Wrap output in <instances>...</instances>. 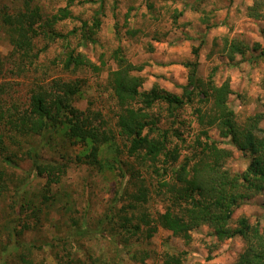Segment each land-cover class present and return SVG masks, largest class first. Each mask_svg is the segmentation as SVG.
<instances>
[{
  "label": "rangeland",
  "instance_id": "374dc122",
  "mask_svg": "<svg viewBox=\"0 0 264 264\" xmlns=\"http://www.w3.org/2000/svg\"><path fill=\"white\" fill-rule=\"evenodd\" d=\"M25 1L0 0V9L22 10ZM254 1L260 7L263 3L262 16L258 19L251 17L247 9ZM68 3L69 0H30L31 6L42 14L41 23ZM68 9V18L53 27L46 26L68 35L66 39L47 42L37 38L29 60L19 55L0 31V111L13 105L26 109L32 89L40 86L48 89L57 79L77 81L81 92L75 97L74 106L88 113H99L100 118L92 122L115 135L113 142L118 151L115 156L125 165V175L116 172L114 178L107 172L101 174L75 159L78 149L73 150L67 142L63 145L57 139L52 149H42V159L63 163L60 155H68L71 161L60 182L47 192L49 199L41 197L45 192V179L41 177L33 178L21 193L17 192V182L30 167L22 151L33 140L13 136L15 132L0 124L3 148L6 154L15 153L13 158L18 160L12 167L0 156V170L11 179L7 184L9 191L0 196V261L4 259L1 264H159L166 253L179 255L183 264H232L244 242L239 238L218 241L209 224L201 223L190 232L187 241L157 227L146 249L148 258L141 253V245H145L140 234L133 235L120 226L123 222L119 223L118 215L124 212L119 208L128 201L116 204L113 200L119 189L132 192L136 189L128 180L132 173L128 170L133 169L134 175L143 178L148 187L147 203L137 206L135 215L144 211L155 218L166 210L168 201L164 195H156L157 179L150 168L140 158L130 156L127 141L117 135L119 107L109 86V75L116 68L112 54L120 49L127 63L135 69L142 68L135 73L143 78L141 90L157 85L181 95L188 72L184 64L195 60L192 52L197 49V76L206 80L212 73L216 85L228 81L231 89L228 103L235 121L242 124L247 117L264 113V56L260 55L264 49V0H71ZM95 19L99 21L97 28ZM90 31L93 42L83 37L84 32L90 35ZM232 40L239 41L246 50L244 55L235 54V61L228 67L223 49ZM71 49L99 70L92 69L90 63H83L76 70H64L62 61ZM159 107L152 109L163 117L159 126L180 131L183 142L171 138L168 144L180 149L179 160L188 155L195 136L205 139L200 136V130H204L220 149L229 152L225 169L233 175L245 170L249 157L220 138L216 127L208 124V116L212 114L208 111L210 105H200L195 99L179 111L175 121L166 118ZM199 107L202 122L194 112ZM10 137L13 142L9 141ZM103 150V157H107V146ZM27 199L40 212L33 214L32 207L22 208ZM240 216L264 228V192L235 208L231 222ZM23 223L29 230L20 235L18 231ZM84 224L95 232L88 229L89 234H77L75 230ZM13 227L15 232L11 233ZM13 246L17 250L12 251Z\"/></svg>",
  "mask_w": 264,
  "mask_h": 264
},
{
  "label": "trees",
  "instance_id": "16d2710c",
  "mask_svg": "<svg viewBox=\"0 0 264 264\" xmlns=\"http://www.w3.org/2000/svg\"><path fill=\"white\" fill-rule=\"evenodd\" d=\"M70 2L71 0L44 23H41L44 20L40 10L31 6L30 0L25 1L22 10L9 12L0 9V31L6 34L15 51L29 60L33 42L37 38L42 37L47 42L66 39L68 35L59 34L52 30V27L70 16L68 9ZM261 7L254 1L247 8L248 13L258 19L262 16ZM46 26L52 27L47 29ZM98 26L99 21L95 19L94 27ZM91 34L93 31H90V35L84 32V39L93 42ZM223 50L227 59L225 64L230 67L232 61H235L234 55H244L246 47L239 41L232 40L226 42ZM192 54L195 60L184 64L188 72L181 95L164 91L157 85H153L149 90H141L143 78L135 73L140 72L142 68L135 69L127 63L120 49L112 54L116 68L110 72L109 86L119 107L116 120L117 135L127 141V153L140 158L156 176L155 194L164 195L168 201L166 210L157 214L155 218L144 211L135 215L137 206L147 203L148 187L143 178L139 179L138 175H134L133 169L128 170L132 172L128 180L136 189L134 192L126 191L125 188L119 189L114 197L113 202L116 204L123 200L128 201L119 208L120 212H124V215H118L119 223L121 220L123 222L120 226L131 231L133 235L140 234L145 245H141L143 247L141 253L148 258L146 249L149 247L150 238L157 232V227L187 241L190 232L201 223L209 224L218 241L239 238L244 242L243 249L232 264H264V228L260 229L258 225L251 224L243 216L231 222L235 208L264 192V113H255L247 117L244 123L238 124L228 103V96L231 94L228 81L216 85L212 73L206 80L198 77L196 74L198 50L194 49ZM260 55L264 56V49L260 51ZM83 63L90 62L71 49L66 53L62 66L64 70H76L83 66ZM89 66L96 71L99 70L91 63ZM51 83L48 89L41 86L36 90L32 89L26 109H19L13 105L11 109L0 111V124L15 132L13 136L33 140L22 151L24 160L28 161L30 167L17 182L15 190L21 193L28 182L35 177H41L45 179V192L41 197L49 199L47 192L51 186L60 182L71 161L68 155H60L63 163L42 159L40 154L42 149L45 147L52 149L54 140L57 139L63 145L67 142L73 150L78 149L74 155L77 161L95 168L101 174L107 172L116 178L118 172L124 176L125 165L115 156L118 152L113 142L115 135L93 124L94 119L100 118L99 113H88V110L86 112L74 106L75 97L81 92L80 84L77 81L63 82L58 79ZM195 99L200 105L211 106L208 111L212 114L208 116L207 122L216 127L218 136L249 157L248 165L240 174L233 175L225 169L224 164L230 156L229 152L220 149L204 130H200V136L205 139L201 140L199 135L195 136L188 155L183 159L179 160L180 149L176 145L168 147L171 138L183 142L180 131L159 126L163 117L159 115L160 112L153 113L152 109L156 105H161L159 109H163L164 116L175 121L179 111L185 105L192 104ZM200 110V107L195 108L194 112L197 113L199 122H202ZM261 123L263 127L260 126ZM11 139L9 141L13 142L14 139ZM4 143L3 135L0 133V156L6 165L15 167L18 162L13 158L15 153L6 154ZM105 146L108 150L107 157H103ZM112 150L114 153L109 152ZM5 174L0 170V196L10 189L7 184L11 179H7ZM25 206L32 207L33 214L40 212L30 199L22 203L21 207ZM21 228L18 231L20 235L29 230V226L24 223ZM88 229L84 224L75 231L80 235L95 232ZM10 232H15V228L13 227ZM99 232L104 234L103 231ZM11 249L15 251L17 247L13 246ZM3 261L2 258L0 264ZM159 264L183 263L179 255L166 253Z\"/></svg>",
  "mask_w": 264,
  "mask_h": 264
}]
</instances>
